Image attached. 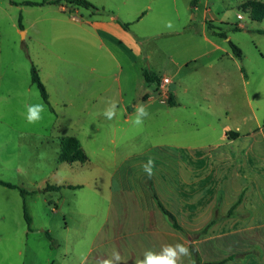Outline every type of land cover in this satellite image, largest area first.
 I'll return each instance as SVG.
<instances>
[{
	"label": "rangeland",
	"instance_id": "rangeland-1",
	"mask_svg": "<svg viewBox=\"0 0 264 264\" xmlns=\"http://www.w3.org/2000/svg\"><path fill=\"white\" fill-rule=\"evenodd\" d=\"M22 1L41 0H0V180L27 190L47 183L90 185L104 195L111 189V227L83 241L84 234L70 224L73 238L79 239L69 255L61 242V217L51 211L54 206L41 197H29L26 209L33 222L32 232H27L21 197L16 190L0 186V264H102L105 259L123 264L115 253L125 254L127 245L101 243L120 232L130 233L134 212L127 192L138 190L140 179L149 176L143 167L149 157L153 160L151 177L170 168L173 176L180 158H195L193 154L201 152L208 160V145L219 126L211 122V108L219 112L226 105L236 121L240 115L250 116L251 109L258 113L263 106L257 86L264 87L263 79L258 80L264 71V19L251 21L248 10L241 8L248 0H200L195 8H190V0H87L99 9L95 14L114 15L128 24L123 30L141 50L137 66L149 67L160 78L158 84H146L139 68L98 49L92 33L80 28L87 18L86 9L63 0L43 6L20 5ZM19 15L25 34L20 32L23 28L18 29ZM167 21L172 22L171 28L166 27ZM204 21L211 29L204 27ZM237 24L245 25L246 32L235 29ZM204 30L210 41L231 51L229 40L240 49L238 64L247 76V96L235 65L225 58L231 93L215 97L211 92L210 81L216 77L221 53L203 40L200 34ZM218 31L230 38L213 34ZM199 54L196 64L192 61L184 66ZM30 61L52 111L30 82ZM165 76L168 82L163 81ZM169 93L172 106L167 103ZM145 95L149 100H144ZM111 101L117 102V112L108 120L101 113ZM28 104L45 106L41 118L33 123L25 119ZM140 105L148 115L136 125L135 109ZM63 136L78 140L88 158L86 163L75 162L71 168L57 161L58 142ZM204 180L209 185L208 175ZM143 185L154 190L151 181L145 179ZM82 194L74 191L68 201L79 203ZM159 196L178 214L181 203L177 196ZM231 196L226 195L223 204ZM209 197L213 196H203L198 203L202 210L198 222L206 223L212 217ZM204 226L171 231L193 240L205 234L201 233ZM46 230L52 235V248L44 235ZM90 247L96 248L80 262Z\"/></svg>",
	"mask_w": 264,
	"mask_h": 264
},
{
	"label": "crops",
	"instance_id": "crops-1",
	"mask_svg": "<svg viewBox=\"0 0 264 264\" xmlns=\"http://www.w3.org/2000/svg\"><path fill=\"white\" fill-rule=\"evenodd\" d=\"M86 10L87 18L81 23L80 28L92 33L93 38L98 41L97 48L103 49L113 58L119 56L129 66L139 68L142 74L143 67H138L135 62L136 58L141 57V50L133 37L117 23V17L114 15L100 16L89 9ZM204 27L207 28L205 21ZM236 27L246 32L245 25L237 24ZM22 28L20 32L25 34L24 27ZM257 30L259 29H255ZM259 31L262 32V30ZM200 35L206 43L213 46L214 51L221 53V57L216 62L219 63L216 77L212 83L210 81V90L215 93L214 96H228L231 93L230 77L223 58L235 65L247 96L245 89L247 76L244 67L239 66L238 58L225 46L210 41L205 30ZM228 37L226 35V38ZM200 55L194 56V59L186 62L184 66L192 61L196 64L195 61ZM208 67L212 68L213 64L209 63ZM262 79L264 82V71L258 78L259 81ZM183 91H186V88ZM257 93L264 98V87L257 86ZM144 100H149V96L145 95ZM262 105L261 108L259 106L258 113L251 109L250 116L240 115L236 121H232L230 110L226 105L219 112L218 108H211L209 110L211 122L219 126H217L218 133L214 141L208 145V160L203 159L205 155L201 152L195 153L193 154L195 158H177L173 176H171L170 168L169 171L155 173V176L141 178L139 185L136 186L139 189L132 191L130 189L127 192L131 196L134 212L130 220V233L120 232V234L104 239L101 246L108 242L119 246L127 245L124 248L125 254L115 253V256L118 255L122 259L123 264H136L137 260L144 259L146 251L159 253L163 247L174 246L177 243L189 249V255L181 256L178 264H195L192 257H198L201 262H217L230 255H235V257L224 264H264V104ZM250 122L252 124L247 127L246 125ZM229 132H236L237 135L227 136ZM201 155L203 156L196 158ZM58 156L59 152L56 158L58 162L67 163L59 161ZM73 163L75 162L67 164L73 168ZM207 175L210 178L209 185L204 180ZM145 179L149 183L151 181L154 190L150 189L151 184L150 187L143 185ZM50 185L61 186V188L58 191L26 195L24 202L26 205L29 197H41L46 204L54 206L51 211L54 210L53 214L61 217V225H59L62 234L61 242L67 254H73L76 247L74 241L79 239L73 238L70 224L79 228L80 234H84L83 241L86 237L90 241V235L94 233L96 236L97 233L111 227H109L111 189L106 196L100 190L85 184L56 183ZM44 186L37 188L41 189ZM77 190L83 193L81 201L79 203L68 201V198L72 199L74 191ZM151 192L156 194L166 209L168 208L159 195L178 197L181 203L178 214L168 210L175 216L180 227L206 225L215 215L221 218L214 222L204 235L193 240L189 237L187 239L171 231L172 228L156 207ZM228 194L232 195V199L227 204H223ZM240 194L241 200L235 207L233 215L222 217ZM203 196H213L208 200L211 203L210 215L212 217L206 223L198 222L202 219V210L199 209L198 203L202 201ZM30 218L32 223L33 217ZM95 248H88L87 253L80 257V262H84Z\"/></svg>",
	"mask_w": 264,
	"mask_h": 264
},
{
	"label": "trees",
	"instance_id": "trees-1",
	"mask_svg": "<svg viewBox=\"0 0 264 264\" xmlns=\"http://www.w3.org/2000/svg\"><path fill=\"white\" fill-rule=\"evenodd\" d=\"M60 1H62V0H41L38 2L22 1L20 4L25 5V6H43V5H49V4H58V3H60ZM63 1L67 4H73L75 6L83 8V9H89L93 13H96L99 11L98 8H96L94 5H92L87 0H63ZM199 2H200V0H190L189 1L190 8H195ZM12 4H14V3H12ZM241 8L243 10H248L249 17H250L251 21L260 22L264 19V2H261L258 0H248V1L241 4ZM116 21L122 29L127 30L128 24L123 23V22L119 21L118 19H116ZM17 25H18V28L20 30H22L21 16L20 15L18 17V24ZM206 25H207L208 29H211V27L208 24H206ZM235 29H238V28L235 27ZM213 34L218 36V37L226 39V35L224 34V32L218 31V32H213ZM228 45L230 47L232 54L235 57L240 58V56H241L240 49L229 40H228ZM22 47H23V49H25V51H27V47L25 44H22ZM29 73H30L31 84H33L36 87V89L38 90V92L40 94L41 99L49 107V110L52 111V108L50 107L49 102H48V95H47V92L45 90V87L40 80V77H39V74H38L36 67L33 65V63L31 61H30V72ZM142 77H143V81L146 84H158L160 82V78L157 75V73L155 71L151 70L149 67H146V66L143 67V69H142ZM144 99H145V96H144ZM167 103L170 106L174 105V102H173L170 95H168V97H167ZM232 134L237 135L236 132H229V133H227V136H230ZM59 148H60L59 156H58L59 161L67 162V163L78 162V163L82 164V163L87 162V160H88V158H87L85 152L83 151V149L81 148L78 140L73 136L61 137L59 139ZM0 186L8 188V189L16 190L18 192L19 196L21 197V199H22V206H21L22 216H23V219H24L25 224H26L27 232H32V227H31V218H30L29 214L27 213L26 205L24 202L25 196L26 195H32L35 193H43V192L52 191V190L58 191L61 188V186L46 184L41 189L35 188V189L27 190V189H24L23 187H21L19 185H16V184L4 181V180H0ZM151 197H152L156 207L160 211L161 215L163 216L165 221L168 223V225L175 231L183 232V229L177 223L175 216L168 209H166L164 207V205L158 199L156 194H154V192H151ZM240 200H241V194L239 195L237 200L233 203L231 208L222 217H229V216L233 215V211H234L235 207L239 204ZM220 218L221 217L216 216V215L213 216V218L201 230V233H203V234L206 233V231L211 227V225L214 222H216L217 220H219ZM44 235L47 238V240L50 242V247L52 248L54 241H53L52 237L50 236V234L47 230L44 231ZM234 257H235V255H230L227 258L219 260L217 262H201L198 257H195L194 261H195V264H224L226 261L232 260Z\"/></svg>",
	"mask_w": 264,
	"mask_h": 264
},
{
	"label": "clouds",
	"instance_id": "clouds-1",
	"mask_svg": "<svg viewBox=\"0 0 264 264\" xmlns=\"http://www.w3.org/2000/svg\"><path fill=\"white\" fill-rule=\"evenodd\" d=\"M166 27L171 28L172 22L167 21ZM117 102L111 101L106 108L102 110V115L108 119L112 120L113 117L116 115ZM26 107V115L25 119L28 123H33L37 120H39L40 113L44 111L45 106L43 104H28L25 105ZM136 115L135 119L133 120V123L136 125H141L143 123V117L148 115V112L143 107V105L138 106L135 109ZM152 164L153 160L151 157H149L147 164L143 165L144 170L148 173L149 176L152 175ZM189 255V249L180 243L173 245H167L161 249L159 253H153L152 251H146L144 253V259L143 260H137L136 264H178V261L180 260L181 256ZM117 260L120 259V257L117 255L115 257ZM102 264H112V260L105 259L102 261Z\"/></svg>",
	"mask_w": 264,
	"mask_h": 264
},
{
	"label": "built area",
	"instance_id": "built-area-1",
	"mask_svg": "<svg viewBox=\"0 0 264 264\" xmlns=\"http://www.w3.org/2000/svg\"><path fill=\"white\" fill-rule=\"evenodd\" d=\"M237 18L238 19H242V17L240 15H237ZM163 81L164 82H168L169 81V78L168 77H163Z\"/></svg>",
	"mask_w": 264,
	"mask_h": 264
}]
</instances>
